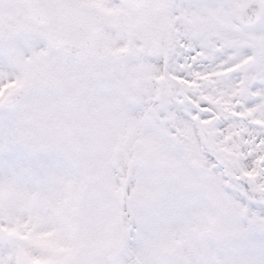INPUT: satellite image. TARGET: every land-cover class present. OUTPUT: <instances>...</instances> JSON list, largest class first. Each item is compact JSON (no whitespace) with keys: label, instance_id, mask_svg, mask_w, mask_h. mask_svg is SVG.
I'll return each instance as SVG.
<instances>
[{"label":"snow or ice","instance_id":"1","mask_svg":"<svg viewBox=\"0 0 264 264\" xmlns=\"http://www.w3.org/2000/svg\"><path fill=\"white\" fill-rule=\"evenodd\" d=\"M0 264H264V0H0Z\"/></svg>","mask_w":264,"mask_h":264}]
</instances>
